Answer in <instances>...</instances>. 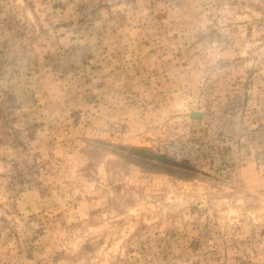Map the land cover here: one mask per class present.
<instances>
[{
	"label": "rangeland",
	"instance_id": "rangeland-1",
	"mask_svg": "<svg viewBox=\"0 0 264 264\" xmlns=\"http://www.w3.org/2000/svg\"><path fill=\"white\" fill-rule=\"evenodd\" d=\"M0 264H264V0H0Z\"/></svg>",
	"mask_w": 264,
	"mask_h": 264
}]
</instances>
